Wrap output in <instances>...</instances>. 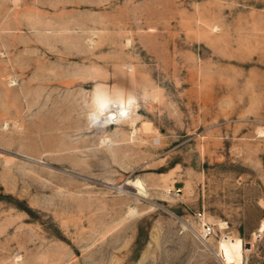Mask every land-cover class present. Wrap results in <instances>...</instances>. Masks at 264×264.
<instances>
[{
  "label": "rangeland",
  "instance_id": "1",
  "mask_svg": "<svg viewBox=\"0 0 264 264\" xmlns=\"http://www.w3.org/2000/svg\"><path fill=\"white\" fill-rule=\"evenodd\" d=\"M222 236L261 264L264 0H0V264H235Z\"/></svg>",
  "mask_w": 264,
  "mask_h": 264
},
{
  "label": "bare ground",
  "instance_id": "2",
  "mask_svg": "<svg viewBox=\"0 0 264 264\" xmlns=\"http://www.w3.org/2000/svg\"><path fill=\"white\" fill-rule=\"evenodd\" d=\"M126 185L132 186L136 191V194L141 195L144 193V188L139 180H135L130 183H126ZM220 229H223L224 223H218ZM221 241L226 246L228 251L231 253L235 264H240L242 262V253H243V242L240 238L230 239L228 236H222Z\"/></svg>",
  "mask_w": 264,
  "mask_h": 264
},
{
  "label": "built area",
  "instance_id": "3",
  "mask_svg": "<svg viewBox=\"0 0 264 264\" xmlns=\"http://www.w3.org/2000/svg\"><path fill=\"white\" fill-rule=\"evenodd\" d=\"M194 216L199 220L200 226V236L203 239L209 238L214 234L213 226L206 222L204 214L200 212L194 213Z\"/></svg>",
  "mask_w": 264,
  "mask_h": 264
},
{
  "label": "crops",
  "instance_id": "4",
  "mask_svg": "<svg viewBox=\"0 0 264 264\" xmlns=\"http://www.w3.org/2000/svg\"><path fill=\"white\" fill-rule=\"evenodd\" d=\"M261 264H264V252H263V256H262V260H261Z\"/></svg>",
  "mask_w": 264,
  "mask_h": 264
}]
</instances>
